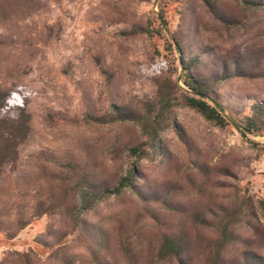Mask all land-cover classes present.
<instances>
[{"label": "rangeland", "instance_id": "374dc122", "mask_svg": "<svg viewBox=\"0 0 264 264\" xmlns=\"http://www.w3.org/2000/svg\"><path fill=\"white\" fill-rule=\"evenodd\" d=\"M255 1L260 8L253 15L223 32L199 0H0V12L6 13L0 20V90L26 95L31 127L19 162L0 176V213L12 219L22 212L28 225L13 239L0 232V261L9 251L30 250L41 263L60 264L53 251L65 246L71 264H155L151 254L157 229L143 203L129 192L85 215L104 229L105 249L96 253L78 230L58 241L63 216L47 192L62 189L60 177L68 175L37 156L51 154L61 164L88 162L99 176L114 178L126 164L124 145L140 140L139 132L129 124L101 125L90 118L106 116L114 104L138 110L167 77L184 88L178 59L186 62L211 48L214 53L203 57L199 71L205 76L220 62L232 72L230 59L243 60L239 65L245 76L214 85L210 97L220 104L226 125L218 128L193 110L174 108L186 143L167 129L162 134L166 156L140 163L143 181L159 191L173 189L185 204L187 212L163 213L159 226L186 227L198 264L214 231L191 225L192 214L209 218L210 207L264 199V130L243 135L238 129L249 106L264 103V0ZM161 12L162 30L156 19ZM171 35L183 39L182 54L167 47ZM111 146L119 149L110 152ZM37 201L43 202L39 216ZM255 225L259 238L264 237L258 211ZM130 230H141L131 261L120 247ZM242 233L257 246V235ZM130 236L135 235L130 231Z\"/></svg>", "mask_w": 264, "mask_h": 264}, {"label": "trees", "instance_id": "16d2710c", "mask_svg": "<svg viewBox=\"0 0 264 264\" xmlns=\"http://www.w3.org/2000/svg\"><path fill=\"white\" fill-rule=\"evenodd\" d=\"M187 3L190 0H185ZM212 22L220 30L227 32L238 27L243 19L253 15L260 5L255 0H199ZM6 13L0 12V20L6 19ZM160 29H164L165 21L162 12L158 14ZM189 28L187 33H192ZM188 35V34H187ZM182 38L171 35L167 47L174 48L179 54L183 53ZM214 53L207 49L200 55L189 58L186 62L178 59L183 76L180 78L184 88L177 86L171 78H164L157 82V90L151 101L145 102L138 110L127 106L112 105L106 116L92 117L97 124H129L137 129L140 140L125 144L122 153L126 157L124 169L114 178H103L89 165L88 162L64 164L57 163L56 159L47 153L37 156L40 160L64 168L67 177H60L63 188L54 192L48 190L47 197L52 199L53 207L63 216L61 241L70 231H82L87 240L94 244L99 252L106 247V234L98 224L90 223L85 215L91 212L98 204L110 198H116L126 192L136 196L144 205L149 221L157 229L156 241L152 247L151 258L155 264H198L192 255V241L186 227L162 229L161 215L171 213L183 215L187 212L185 204L176 197L173 189L159 191L150 188L143 181L140 163L153 157H165L166 148L162 134L171 129L177 137L186 143L182 127L175 121L172 112L176 107L193 110L205 121L218 128L226 125V119L221 106L216 100H211L213 86L232 77H243L239 61L229 58L233 63L232 72L225 63H218L210 74L205 76L200 71L204 68V58ZM264 59V56L262 57ZM234 61V62H233ZM259 63V62H258ZM202 68V69H203ZM27 97L20 90H0V176L9 172L18 162L21 150L27 143L30 134V114L27 111ZM208 101H211V105ZM238 129L243 135L259 134L264 130V103L257 102L249 106V115L246 116ZM118 146H111L110 152L118 150ZM199 167V166H198ZM201 174L204 175L202 172ZM209 181V180H208ZM207 184V181L203 182ZM201 187V186H200ZM43 202L35 204V214L40 215ZM10 209V208H8ZM217 209V210H216ZM256 211L264 219V199L256 204L243 200L240 206L231 208L220 204L209 208L211 217L192 214L191 225L209 226L214 235L205 240V257L200 264H264V256L260 248L264 249V237L259 238L255 225ZM9 214V213H8ZM28 225L22 212L14 213L13 218L4 217L0 213V232L7 233L8 239H13ZM67 228V229H66ZM66 229V232L64 231ZM257 235V246L253 247L254 240L242 233V230ZM135 235L133 237L130 236ZM124 236L120 247L124 257L131 261L134 244L140 236L141 230H130ZM135 233V234H134ZM133 240V241H132ZM208 240V241H207ZM207 241V242H206ZM59 256L60 264H71L72 259L67 256V248L60 246L53 251V257ZM0 264H44L32 251L7 252Z\"/></svg>", "mask_w": 264, "mask_h": 264}]
</instances>
